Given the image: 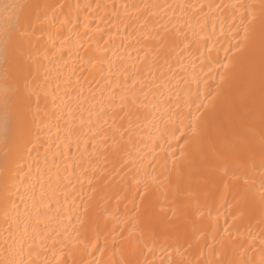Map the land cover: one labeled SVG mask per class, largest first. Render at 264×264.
Returning a JSON list of instances; mask_svg holds the SVG:
<instances>
[{"label":"bare ground","instance_id":"bare-ground-1","mask_svg":"<svg viewBox=\"0 0 264 264\" xmlns=\"http://www.w3.org/2000/svg\"><path fill=\"white\" fill-rule=\"evenodd\" d=\"M30 2L55 7L24 43L40 103L13 165L29 173L13 197L21 231L0 215V264H264L259 177L231 163L264 131V19L240 26L217 7L237 0ZM168 4L197 7L151 8ZM5 48L17 65L19 42L0 38V65Z\"/></svg>","mask_w":264,"mask_h":264},{"label":"snow or ice","instance_id":"snow-or-ice-1","mask_svg":"<svg viewBox=\"0 0 264 264\" xmlns=\"http://www.w3.org/2000/svg\"><path fill=\"white\" fill-rule=\"evenodd\" d=\"M49 7L55 6L32 3L30 0H0V17L6 21V26L4 31L0 33V38H2L5 45L13 39L19 42V63L15 66L9 65L6 55L7 49L5 48L3 64L0 65V215L8 223L7 231L10 234L13 230L16 232L21 231L20 208L13 197L20 195V187L28 183L27 176L29 175V173H26L24 177L13 176V165L16 163L15 154L21 148L27 147L28 137L31 132L28 117L32 114L33 98H36L37 109L40 103L39 97L36 95V91L29 80L32 76L31 53L29 49L24 47V43L27 41L30 45L31 37L36 34L35 31H29L33 18L40 20V10ZM60 7H63V5H60ZM196 7L193 4L151 6V8L164 9L165 14L168 11H174L175 8L183 11L185 8L195 9ZM199 7L203 10L204 5ZM208 7L211 8L213 6L209 5ZM217 7L231 9L234 21L238 18L240 26L252 24L257 16L264 19V0H260L259 4L248 3L247 0H244V2L237 0L236 3L229 2L217 5ZM44 15L46 16L47 13L45 12ZM244 31L247 34L248 29L245 27ZM100 71H103V68ZM34 119L35 116H33ZM260 123L264 127V76H262L261 82ZM231 163L236 168L232 174L240 176L245 182L252 178L253 174L258 175L260 188L257 191L260 201L264 203V131L260 133L258 146L256 144L250 145L248 153L235 157ZM203 211L204 208L198 200L194 202L193 207L189 211L188 219L193 229V235H197L204 230L203 221H198V216ZM27 235L28 227L25 224L21 235L22 243L19 247V253H23V244L26 243L24 238ZM70 242L76 243L78 241ZM91 243L90 239L85 241L86 246ZM260 243L264 244V239ZM10 264H25V261L22 259L19 261L13 260ZM32 264H35V262L33 261ZM65 264H67V261H65ZM90 264H96V262L91 261ZM112 264H128V262L117 258L112 261ZM135 264H141V261L137 260ZM144 264H147V260L144 261ZM167 264H191V262L171 259ZM215 264H223V262L218 261ZM232 264H247V261L234 260Z\"/></svg>","mask_w":264,"mask_h":264}]
</instances>
